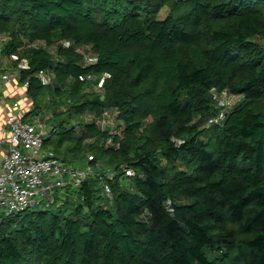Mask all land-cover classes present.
Returning <instances> with one entry per match:
<instances>
[{"label": "trees", "instance_id": "1", "mask_svg": "<svg viewBox=\"0 0 264 264\" xmlns=\"http://www.w3.org/2000/svg\"><path fill=\"white\" fill-rule=\"evenodd\" d=\"M0 36L46 155L101 165L75 201L0 216V264H264V0H0Z\"/></svg>", "mask_w": 264, "mask_h": 264}, {"label": "built area", "instance_id": "2", "mask_svg": "<svg viewBox=\"0 0 264 264\" xmlns=\"http://www.w3.org/2000/svg\"><path fill=\"white\" fill-rule=\"evenodd\" d=\"M0 37L4 42L6 38ZM57 44L63 49L71 47L68 41H59ZM30 46L45 48L43 43H33ZM56 49V46H53L48 50L52 56H55ZM74 51L83 56L85 65L93 62L89 54L90 47H78ZM55 61L56 58L52 62ZM18 69H26L24 60L13 72L2 74L1 81L4 83L17 81ZM37 77L43 84L51 83L49 71H39ZM26 88L27 83H22L23 92ZM229 98L232 99L233 96ZM4 112L7 134L0 141V144L4 145L0 155V216L21 214L31 208L44 210L54 204L59 206L64 202L75 201L77 189L87 178L101 176L96 173L101 167L99 163L95 164L94 169L88 164L79 168L59 158L46 155L43 151V139L48 133V127L45 118L40 114H33L29 121H24L23 115L13 113L9 105L4 106ZM116 114V110H105L96 120V126L101 130L111 131ZM111 133L115 132L111 131ZM175 143L179 142L175 141ZM87 160L92 161L93 158L88 156ZM120 169L125 178L134 176L133 170L126 165ZM104 175L112 178L114 172L109 170ZM139 178L143 179V176L139 175Z\"/></svg>", "mask_w": 264, "mask_h": 264}, {"label": "crops", "instance_id": "3", "mask_svg": "<svg viewBox=\"0 0 264 264\" xmlns=\"http://www.w3.org/2000/svg\"><path fill=\"white\" fill-rule=\"evenodd\" d=\"M3 40L0 37V44ZM94 60V58L92 59ZM16 55L10 56L7 59L0 58V76L4 73L13 72L16 69L15 64ZM0 141L3 140L7 134V129L4 125V106L9 105L11 111L17 115H23L30 113L31 103L25 97L21 84L18 82L4 83L0 77ZM4 148V145L0 144V155Z\"/></svg>", "mask_w": 264, "mask_h": 264}, {"label": "rangeland", "instance_id": "4", "mask_svg": "<svg viewBox=\"0 0 264 264\" xmlns=\"http://www.w3.org/2000/svg\"><path fill=\"white\" fill-rule=\"evenodd\" d=\"M168 13V9L164 8L162 9L159 14H158V18H164L166 16V14ZM3 44V43H2ZM16 82V81H14ZM96 90H98V87H95ZM222 97H217V99H215L214 101V106L215 108H217L220 112L219 115L222 116L224 111L229 110L230 108H233L237 102L236 97H233L232 99L229 98V96L225 95V94H221ZM46 117L49 116V114H45ZM88 123L90 120H86ZM216 121H220V116L216 119ZM211 123L207 122L205 123V126H209ZM111 131L115 132L117 134L116 128H115V124L111 125Z\"/></svg>", "mask_w": 264, "mask_h": 264}]
</instances>
